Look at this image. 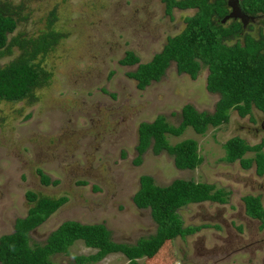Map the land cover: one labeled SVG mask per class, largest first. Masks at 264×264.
<instances>
[{
    "label": "rangeland",
    "instance_id": "1",
    "mask_svg": "<svg viewBox=\"0 0 264 264\" xmlns=\"http://www.w3.org/2000/svg\"><path fill=\"white\" fill-rule=\"evenodd\" d=\"M6 1L21 3L22 14L26 15L12 34L43 28L53 10L55 28L65 35L42 60L50 77L47 84L33 92L35 98L0 100V235L10 233L14 220L25 215L31 203L24 193L31 190L53 198L65 196L66 201L29 231V245L42 244L64 220L103 223L111 241L133 245L155 229L149 210L138 209L131 201L139 175L146 173L158 185H167L174 178L210 183L225 191L227 200L223 204L203 202L178 208L184 226H208L175 237L160 255L138 257L135 264H238V256L227 257L218 246L219 237L236 240L241 235L248 242L264 236L256 222L244 227L243 233L236 229L242 223L241 196L258 192V183H264V176L255 175L253 166L242 168L237 160L226 163L222 144L232 136L254 144L262 134L253 131L264 121L260 111L252 108L240 117L230 110L226 123L208 126L202 134L189 126L179 136L166 134L170 144L184 138L197 142L201 161L193 169H178L171 155L165 151L153 154L149 149L141 155L138 165L132 163L139 122H149L160 115L176 126L183 104L212 112L218 99L216 93L205 89V67L191 79L177 73L170 63L157 81L138 89L135 80L126 75L135 65L118 63L126 50L133 51L141 62L149 60L160 50L166 36L179 32L184 17L195 10L173 8L169 17L160 0ZM15 53L13 49L11 55L0 57V65ZM37 168L58 183L41 184ZM261 202L264 204V196ZM95 251L75 240L67 252L53 254L50 260L52 264H78L75 256ZM263 254L262 249L257 250L252 264H259ZM127 261L120 252H112L83 264Z\"/></svg>",
    "mask_w": 264,
    "mask_h": 264
},
{
    "label": "trees",
    "instance_id": "2",
    "mask_svg": "<svg viewBox=\"0 0 264 264\" xmlns=\"http://www.w3.org/2000/svg\"><path fill=\"white\" fill-rule=\"evenodd\" d=\"M162 2L164 13L169 17L172 7H191L195 8V12L184 17L182 29L166 36L160 50L153 53L149 60L141 62L133 51L126 50L118 63L135 65L126 75L135 80L138 89L151 81H157L170 63L174 64L177 73L186 74L191 79L205 67V89L209 93H216L218 99L212 112L197 111L191 104H183L176 126L165 122L160 115L149 122H139L136 129V156L132 163L138 165L141 155L149 149L153 154L165 151L171 155L173 166L178 169H193L201 161L197 142L192 138H184L170 144L166 134L179 136L187 126L196 134H202L208 126L226 123L230 110H235L240 117L250 113L252 108L264 114V19L256 34L240 33V23H221L225 13L221 0ZM241 6L249 14H264V0H241ZM22 9L21 3L0 1V57L11 55L16 49L15 55L0 65V100H33V92L47 84L50 77L42 60L65 35L55 28L53 10L49 12L43 28L32 33L16 31L12 34L18 22L26 19ZM222 147L224 161L233 162L237 159L242 167H247L253 158L242 155L246 151L259 149L260 145H249L240 137L232 136L224 141ZM254 161L256 172L261 173L264 170L263 156L256 153ZM36 172L41 184L58 183L57 179H50L40 168ZM223 195L221 190L213 189L209 183L174 178L167 185H158L153 182L151 175L141 174L131 200L136 207L148 208L155 224L154 232L146 238L138 239L133 245L115 243L110 240L109 231L103 223L82 224L64 220L46 236L42 244L29 245V231L65 203L66 197L53 198L26 190L24 196L31 204L25 215L14 220L10 233L0 235V264H52L50 256L67 252L75 240H81L85 246L96 250L86 256H75L78 264L98 261L112 252H120L128 259L127 264H135L136 258L160 255L167 249L170 240L192 234L199 228L184 226L177 213L178 208L194 202H224ZM243 199L246 213L260 217L257 199L252 200L250 196Z\"/></svg>",
    "mask_w": 264,
    "mask_h": 264
},
{
    "label": "flooded vegetation",
    "instance_id": "3",
    "mask_svg": "<svg viewBox=\"0 0 264 264\" xmlns=\"http://www.w3.org/2000/svg\"><path fill=\"white\" fill-rule=\"evenodd\" d=\"M160 1H162V0H160ZM209 1H213V0H209ZM221 1L223 3L224 9H225V13H224L223 18L221 20V23H223L224 25H229L231 22L240 23V25H241V27H240L241 30L239 31L240 33L256 34L258 32V29L260 28V26H262L261 20L264 19V14H260V13L249 14V13H247L241 6V0H221ZM163 5H164V3H163ZM173 8H177V7H172V9ZM172 9H171V12H172ZM177 9H179V8H177ZM184 9H194L195 10V8H191V7L184 8ZM184 9H180V10H184ZM254 25H256V26L254 27ZM252 31H255V32L253 33ZM253 131L255 133L261 132L262 134L260 136H258V134H257L258 137L256 138V142L254 144H249V145H260V147H259V149H255L253 151H246L242 155V157L253 158V160L251 161L249 166L242 167L240 164L239 165L244 169L253 166V170H254L255 175L264 176V170L261 173L256 172V164L254 161V155H256V153H259L264 158V121H260L258 126L253 128ZM247 153H250V155H246ZM226 163H232V162H226ZM213 189H219V188L213 187ZM258 189H259V191L256 192L255 194L248 193V194H244L241 196L242 215H241L240 219L242 220V223L237 224L236 229L242 233H243L244 227H247L249 225V223H251V222L257 223V224L255 223L257 230L258 229L264 230V204L261 202V196H264V183L263 182L258 183ZM219 190H221V189H219ZM221 191L224 193V195H223L224 202L202 201V202H194V203H189V204H202L203 202H212V203L223 204L227 200L225 198L226 192L223 190H221ZM246 196H250L252 198V200L254 198L257 199L258 206L260 208V210H259V214H260L259 216L260 217L248 215L246 213L245 202L243 199ZM136 208L146 209V208H139V207H136ZM244 224L246 226H243ZM192 226H198L199 227L195 231V232H197V231L201 230L202 228H206L208 225H207V223H201L199 225H192ZM214 227L219 228L218 225H214ZM195 232H193V233H195ZM188 235H190V234H188ZM185 236H187V235H185ZM246 238L247 237H244V238L241 237V235H239V237H237L236 240H229L227 238L225 239L224 237H219V239L221 240V243L225 242L226 244L222 246V245H220L221 244L220 243L218 246H220L221 249L226 252L225 254H227V257L229 255H232V254L234 256L235 255L238 256L239 260H240L238 262V264H252L255 261V259H254L255 252L257 250L259 251V249H262V251H264V236L263 237H257L256 239H252L248 242H245ZM251 247H252V249H251ZM259 264H264V254H263V259L261 260V262H259Z\"/></svg>",
    "mask_w": 264,
    "mask_h": 264
}]
</instances>
